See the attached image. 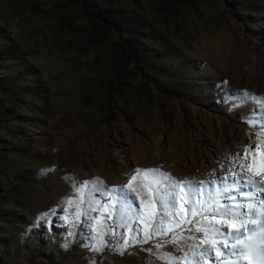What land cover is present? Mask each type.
Segmentation results:
<instances>
[{"label":"rangeland","instance_id":"374dc122","mask_svg":"<svg viewBox=\"0 0 264 264\" xmlns=\"http://www.w3.org/2000/svg\"><path fill=\"white\" fill-rule=\"evenodd\" d=\"M0 264H264V0H0Z\"/></svg>","mask_w":264,"mask_h":264},{"label":"trees","instance_id":"16d2710c","mask_svg":"<svg viewBox=\"0 0 264 264\" xmlns=\"http://www.w3.org/2000/svg\"><path fill=\"white\" fill-rule=\"evenodd\" d=\"M81 1L86 2L88 0H81ZM102 21H104V23L107 24L108 26L112 27V25L109 22L105 20ZM119 48L124 57L125 62L128 64H132L133 66H137V64L139 63L138 62L139 56L136 53V45L134 44V42L132 40H121L119 42Z\"/></svg>","mask_w":264,"mask_h":264}]
</instances>
